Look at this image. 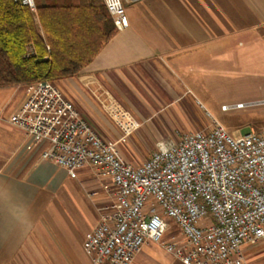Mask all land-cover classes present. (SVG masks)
I'll list each match as a JSON object with an SVG mask.
<instances>
[{
  "label": "crops",
  "instance_id": "obj_1",
  "mask_svg": "<svg viewBox=\"0 0 264 264\" xmlns=\"http://www.w3.org/2000/svg\"><path fill=\"white\" fill-rule=\"evenodd\" d=\"M123 1L127 27L57 84L100 136L116 143L122 161L134 160L128 146L148 144L139 164L157 142L195 131L167 132L157 123L158 117L164 125L179 118L189 125L184 100L192 73L238 57L240 49L264 56V0ZM27 94L23 85L0 87V264H90L82 243L111 201L104 189L110 180L89 167L71 178L40 158L41 143L25 148L29 141L7 118ZM130 121L137 126L127 128ZM143 125L155 133L152 141ZM243 253L247 264H264V239L245 245ZM131 264L182 263L148 243Z\"/></svg>",
  "mask_w": 264,
  "mask_h": 264
},
{
  "label": "built area",
  "instance_id": "obj_2",
  "mask_svg": "<svg viewBox=\"0 0 264 264\" xmlns=\"http://www.w3.org/2000/svg\"><path fill=\"white\" fill-rule=\"evenodd\" d=\"M34 9L33 0H22ZM117 29L128 19L122 0H103ZM7 122L40 158L74 178L89 167L110 180L112 195L82 247L90 264H131L148 243L182 264H247L243 248L264 239V127L232 137L213 121L156 143L139 164L122 161L54 83L30 84ZM125 125V123H124ZM127 128L137 124L128 122ZM178 234L164 239L169 223Z\"/></svg>",
  "mask_w": 264,
  "mask_h": 264
},
{
  "label": "trees",
  "instance_id": "obj_3",
  "mask_svg": "<svg viewBox=\"0 0 264 264\" xmlns=\"http://www.w3.org/2000/svg\"><path fill=\"white\" fill-rule=\"evenodd\" d=\"M0 0V87L72 77L114 26L103 0Z\"/></svg>",
  "mask_w": 264,
  "mask_h": 264
},
{
  "label": "rangeland",
  "instance_id": "obj_4",
  "mask_svg": "<svg viewBox=\"0 0 264 264\" xmlns=\"http://www.w3.org/2000/svg\"><path fill=\"white\" fill-rule=\"evenodd\" d=\"M122 2L124 4L123 0ZM239 54L238 57H225L218 62L214 60L212 66L205 69V73H192L193 80L186 88L188 94L184 100L189 114V125L179 118L164 125L163 118L158 117L157 123L162 122L165 131L172 132L174 129L200 130L216 121L234 138L263 128L264 56L259 51L254 53L242 49ZM143 126L147 141H152L155 133L147 125ZM178 134L175 133V139ZM147 146L144 142H135L131 147L128 146L126 151L134 157L129 163L136 164L138 159L145 157ZM172 234L177 235L178 231L175 224L170 222L163 238L167 239Z\"/></svg>",
  "mask_w": 264,
  "mask_h": 264
}]
</instances>
